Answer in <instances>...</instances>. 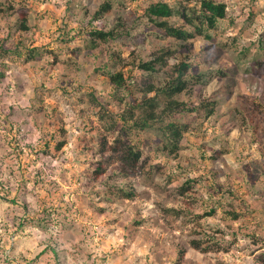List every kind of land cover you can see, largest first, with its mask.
Wrapping results in <instances>:
<instances>
[{
  "label": "rangeland",
  "instance_id": "1",
  "mask_svg": "<svg viewBox=\"0 0 264 264\" xmlns=\"http://www.w3.org/2000/svg\"><path fill=\"white\" fill-rule=\"evenodd\" d=\"M214 1L0 0V264H264V0Z\"/></svg>",
  "mask_w": 264,
  "mask_h": 264
},
{
  "label": "trees",
  "instance_id": "2",
  "mask_svg": "<svg viewBox=\"0 0 264 264\" xmlns=\"http://www.w3.org/2000/svg\"><path fill=\"white\" fill-rule=\"evenodd\" d=\"M184 2H180L178 6H171L167 2H157L151 5L148 9L149 15L151 17H156L154 21H157V24L166 29L167 33L179 40H189L194 36V33L200 35L210 36L209 30L216 27L218 21L225 17L226 15V5L224 3L216 2L214 0H183ZM192 1L200 2V9L193 10L190 6H187L186 3H190ZM110 9V4L107 3L101 7L99 12L108 11ZM180 16L187 20L188 24H190L194 28V33L186 30L184 28L176 27L172 25L167 19ZM159 18H165V20H158ZM23 28H27L26 24H22ZM94 37L99 38L100 40H106L111 36V32H105L101 30H95L93 32ZM33 54V53H32ZM167 54V53H165ZM162 56L158 57L157 60H160ZM31 57V56H30ZM163 59V58H162ZM186 66V64H183ZM142 67L147 70L154 69V64L152 62H146L142 64ZM177 78L173 80L170 88L164 89L163 93L172 96L176 93L183 91L186 88V80L183 78V70H179ZM113 80L117 83L122 81L121 74L112 75ZM176 81V82H175ZM152 105V104H151ZM153 108V107H151ZM148 118L152 120H156L157 117L153 110L148 112ZM145 123V121H144ZM167 129L170 133H172L173 137H180L182 135L180 129L174 124L170 123L167 126ZM127 157L131 163L136 162L140 159V153L132 150H128ZM190 184V181L187 182V185ZM120 191H123L124 196L128 198H132L135 195V192L132 190H126L125 188H120ZM195 247H199L198 242L193 241Z\"/></svg>",
  "mask_w": 264,
  "mask_h": 264
}]
</instances>
